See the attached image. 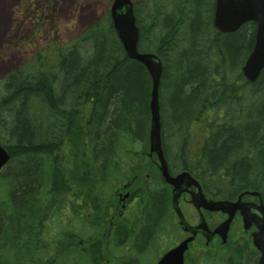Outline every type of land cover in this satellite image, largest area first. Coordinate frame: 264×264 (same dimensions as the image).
<instances>
[{"label":"trees","instance_id":"1","mask_svg":"<svg viewBox=\"0 0 264 264\" xmlns=\"http://www.w3.org/2000/svg\"><path fill=\"white\" fill-rule=\"evenodd\" d=\"M215 6L216 0L136 1L138 49L155 52L164 63L160 103L166 125L167 121L185 125L204 106L210 67L217 71L222 65L225 71L226 112L232 117L246 106L236 98L238 90L253 89L244 94L252 97L247 103L248 123L226 125L207 153L212 172L225 167L222 182L236 188L255 186L264 193V69L252 84H245L241 74L254 46L256 23L221 32L214 26ZM49 49L56 58L48 70L40 67V61L34 69L29 70L32 62L28 68L10 72L6 91L0 95V139L11 152L10 162L17 164L2 175L6 202L0 203V264H52L53 257L40 253L36 243L26 247L28 234H23L24 247L16 251L10 231L12 221L21 228L24 223L32 225L41 214L43 196L34 192L44 190L45 197L51 189L38 184L56 181L54 169H47L48 156L61 136L77 129L82 150L86 146L90 152L97 140L98 151L105 152L111 132L115 148L120 136L145 137L149 131L152 77L143 63L128 56L109 14L71 43ZM82 100L92 103L85 123L76 122ZM158 201L152 199L148 210L153 222L161 211ZM80 255L79 264H101L104 258L96 243ZM118 264L137 263L119 260Z\"/></svg>","mask_w":264,"mask_h":264},{"label":"flooded vegetation","instance_id":"2","mask_svg":"<svg viewBox=\"0 0 264 264\" xmlns=\"http://www.w3.org/2000/svg\"><path fill=\"white\" fill-rule=\"evenodd\" d=\"M243 82L252 84L255 81ZM208 83L210 92L204 106L185 125L175 126L170 121L163 124L162 145L170 174L177 176L189 172L197 182L183 184L178 192L164 181L158 154L152 152L150 143L146 144L145 137L140 136L128 138L118 151L113 149L112 135L107 143L108 150H102L105 152L96 149L97 140H94L90 157H84L82 164L77 160L70 166V140L66 141L63 135L51 151L64 149L62 163L54 169L58 184L53 187L58 188L59 195L55 223L51 225L48 215L43 213L35 218L29 230L13 234H36L39 243L45 242L44 234L58 236L59 264L80 263L82 234L104 236L92 244L96 243L103 250L107 264H118L120 256L123 262L147 264L146 257L154 252L156 244L163 248V254L154 257L150 264H157L165 253L190 237L184 264H257L261 252L254 237L263 224L264 193L255 186L236 188V185L222 182L225 167H219L217 173L212 172L207 153L215 135L226 125L243 126L249 116V106L246 103L244 108L240 107L233 117L226 115L222 65L217 71L210 67ZM241 92H253V89L242 87L238 90L236 98L240 101L246 97ZM87 116L85 113L84 120ZM72 144L75 151V144ZM99 156H105V160ZM243 192L246 193L241 195ZM154 198L161 203L155 222L149 220L148 211ZM209 201H229L238 206L212 210L203 205ZM43 211L48 213V204ZM231 212L233 217L224 233L221 224ZM141 234L149 235L140 238ZM167 234L173 242L170 246L164 244L165 241L160 242ZM173 234H177L174 239ZM116 250L121 253L117 255Z\"/></svg>","mask_w":264,"mask_h":264},{"label":"rangeland","instance_id":"3","mask_svg":"<svg viewBox=\"0 0 264 264\" xmlns=\"http://www.w3.org/2000/svg\"><path fill=\"white\" fill-rule=\"evenodd\" d=\"M112 3L113 0H9L8 14L0 33V66L6 64L0 69V94L6 91L4 80L8 73L28 68L32 62L34 63L29 70L34 69L36 62L40 61V67L48 70L53 55L43 51L53 47L54 43L64 45L72 42L93 23L106 17ZM242 101L248 103L246 97ZM247 123L246 121L243 125ZM63 152L64 149L57 152L56 165L62 163ZM14 165L15 163L11 167ZM3 172L9 173V168L6 167ZM5 187L0 180V203L6 202ZM176 235L173 234L172 238ZM164 241L168 246L173 243L169 234L164 239L162 237L160 242ZM155 246L157 248L154 252L146 257L147 264L154 257L163 254V248L160 249L157 244ZM54 252L53 248L51 253ZM115 252L121 253L120 250ZM101 264H106V261L103 260Z\"/></svg>","mask_w":264,"mask_h":264},{"label":"water","instance_id":"4","mask_svg":"<svg viewBox=\"0 0 264 264\" xmlns=\"http://www.w3.org/2000/svg\"><path fill=\"white\" fill-rule=\"evenodd\" d=\"M110 14L113 25L128 56L143 63L150 72L153 80L150 103L152 114L150 130L151 151H156L160 157L162 163L161 171L165 180L172 183L177 190L181 191L182 185L193 179L187 172L181 173L175 177L171 176L164 158L159 102V86L163 72L162 61L153 53L140 52L138 50L140 30L136 23L132 0H114L110 9ZM249 21L256 22L257 29L252 52L247 58L242 70L245 77L250 81H256L264 69V0H216L214 24L218 30L225 33L234 32ZM9 160L10 154L8 150L0 144V171ZM205 202L203 205L213 210L229 206V204L222 201ZM233 207L235 208L237 205ZM232 215L233 214L221 225L224 232H226L229 227ZM191 240L192 237L184 240L177 247L171 249L157 264H184V252L188 247V242ZM254 241L262 252L258 264H264V223L262 224L260 233L255 235Z\"/></svg>","mask_w":264,"mask_h":264},{"label":"bare ground","instance_id":"5","mask_svg":"<svg viewBox=\"0 0 264 264\" xmlns=\"http://www.w3.org/2000/svg\"><path fill=\"white\" fill-rule=\"evenodd\" d=\"M9 0H0V33L2 32L3 30V25L5 24V19L7 17V14H8V9H9ZM6 65V64H3L0 66V69L3 68V66ZM4 84L6 86V80L4 81ZM5 93V92H4ZM3 93V94H4ZM2 95V94H0ZM4 141L6 142L7 145H10V142L7 138H4ZM0 144L6 148L10 154V159L12 158L11 156V152L9 151V149L5 146V143L2 142V140L0 139ZM0 175H1V172H0Z\"/></svg>","mask_w":264,"mask_h":264}]
</instances>
